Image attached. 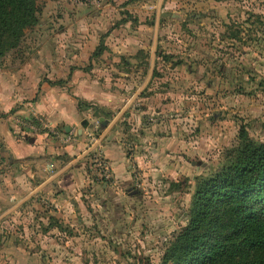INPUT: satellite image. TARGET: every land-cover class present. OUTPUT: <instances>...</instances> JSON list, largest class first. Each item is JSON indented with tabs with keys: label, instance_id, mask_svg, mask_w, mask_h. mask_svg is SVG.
<instances>
[{
	"label": "rangeland",
	"instance_id": "rangeland-1",
	"mask_svg": "<svg viewBox=\"0 0 264 264\" xmlns=\"http://www.w3.org/2000/svg\"><path fill=\"white\" fill-rule=\"evenodd\" d=\"M36 4L37 22L0 55V67L37 64L97 26L103 39L91 55L113 67L108 81L125 102L148 71L157 0ZM161 11L152 75L107 139L124 154L126 180L115 177L102 139L75 190L43 187L0 221V264H158L185 223L197 178L221 164L239 128L264 139V0H163ZM76 16L85 29L73 27ZM112 103L92 105L83 148L100 133L102 108L110 119L120 109ZM67 140L77 141L75 130Z\"/></svg>",
	"mask_w": 264,
	"mask_h": 264
},
{
	"label": "crops",
	"instance_id": "crops-1",
	"mask_svg": "<svg viewBox=\"0 0 264 264\" xmlns=\"http://www.w3.org/2000/svg\"><path fill=\"white\" fill-rule=\"evenodd\" d=\"M76 17L73 27L85 29L79 26L82 20ZM93 29L95 33L90 32L88 37L75 33L72 46L65 49L57 45L58 54L48 51L41 61L36 59L37 64L30 60L20 68L0 67V203L6 197L5 192L9 199L25 188L29 192L75 156L66 146L77 141L66 142L64 137L77 131L82 118L90 125L94 119L92 105L124 103L116 97L118 88L112 86L114 82L108 81L113 67L96 63L91 55L103 39L98 34L99 28ZM102 44L106 41L102 40ZM122 46L129 48V45ZM114 125L104 135L101 145L111 160L115 177L124 182L127 176L124 154L114 141L107 140L112 136ZM86 156L43 187L75 190L81 183L78 176L85 167Z\"/></svg>",
	"mask_w": 264,
	"mask_h": 264
},
{
	"label": "trees",
	"instance_id": "trees-1",
	"mask_svg": "<svg viewBox=\"0 0 264 264\" xmlns=\"http://www.w3.org/2000/svg\"><path fill=\"white\" fill-rule=\"evenodd\" d=\"M37 9L36 0H0V55L37 22ZM158 264H264V139L239 128L221 164L197 178L185 223Z\"/></svg>",
	"mask_w": 264,
	"mask_h": 264
},
{
	"label": "water",
	"instance_id": "water-1",
	"mask_svg": "<svg viewBox=\"0 0 264 264\" xmlns=\"http://www.w3.org/2000/svg\"><path fill=\"white\" fill-rule=\"evenodd\" d=\"M162 1L163 0H157V4H156L152 40H151L149 66H148L147 74L144 80L142 81V83L136 88V90L130 95V97L121 105L120 109L115 112L114 116L111 119L103 115L98 116V121H99L98 127L100 130V133L97 136L96 140L90 146L86 148H82L81 142H84L85 140V137L83 136L82 131L85 127H87L88 120L86 118H82L80 121V125L78 126L77 131H76L77 142L75 144L69 143L66 146L67 148H71L70 154L72 155L75 154V156L70 161H68L66 164H64L62 167H60L57 171H55L51 176L41 181L37 186H35L29 192L25 193L19 200H17L10 206H3L0 212V221L8 213L13 211L16 207L22 204L26 199H28L30 196L36 193L39 189H41L43 186L51 182L57 175L62 173L64 170H66L71 165L75 164L81 157L89 154L93 149H96L98 147V144L103 139L104 135L110 130V128L115 124V122L120 118V116H122L126 112V109L129 107L132 101L139 95L141 90L144 88V86L147 84L148 80L150 79L152 75L153 67H154V58H155L157 33H158V23H159L160 14L163 13V11H161ZM78 149L79 150L81 149V151L76 153Z\"/></svg>",
	"mask_w": 264,
	"mask_h": 264
},
{
	"label": "built area",
	"instance_id": "built-area-1",
	"mask_svg": "<svg viewBox=\"0 0 264 264\" xmlns=\"http://www.w3.org/2000/svg\"><path fill=\"white\" fill-rule=\"evenodd\" d=\"M74 132V130L71 132V133H69L68 135H66L65 137H64V139L66 140V139H68L71 135H72V133ZM77 134V133H76ZM97 138V137H96ZM96 138L94 137L93 138V140L91 141V143L88 145V146H90L95 140H96ZM68 141V140H67ZM88 146H86V147H88ZM85 147V148H86ZM98 148V147H97ZM96 148V149H97ZM96 149H93V150H96Z\"/></svg>",
	"mask_w": 264,
	"mask_h": 264
}]
</instances>
